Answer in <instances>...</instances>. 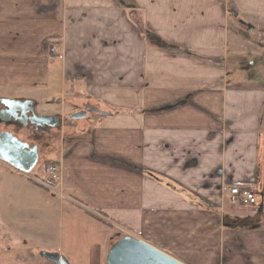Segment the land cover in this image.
I'll return each instance as SVG.
<instances>
[{
  "label": "crops",
  "instance_id": "obj_1",
  "mask_svg": "<svg viewBox=\"0 0 264 264\" xmlns=\"http://www.w3.org/2000/svg\"><path fill=\"white\" fill-rule=\"evenodd\" d=\"M258 61L264 0H0L2 114L97 108L50 161L56 192L3 194L0 264H108L121 230L185 264H264ZM47 94L60 111L39 109ZM234 184L258 204L231 205Z\"/></svg>",
  "mask_w": 264,
  "mask_h": 264
},
{
  "label": "water",
  "instance_id": "obj_2",
  "mask_svg": "<svg viewBox=\"0 0 264 264\" xmlns=\"http://www.w3.org/2000/svg\"><path fill=\"white\" fill-rule=\"evenodd\" d=\"M87 111H80L71 115L72 119H82ZM29 144L21 141L11 132L0 137V159L14 169L30 173L39 159L37 147L28 149ZM46 257L55 264H68L64 257L57 254H46ZM108 264H185L166 252L152 246L142 239L133 236H124L112 246Z\"/></svg>",
  "mask_w": 264,
  "mask_h": 264
},
{
  "label": "rangeland",
  "instance_id": "obj_3",
  "mask_svg": "<svg viewBox=\"0 0 264 264\" xmlns=\"http://www.w3.org/2000/svg\"><path fill=\"white\" fill-rule=\"evenodd\" d=\"M231 22H234V24H237L239 26H241L244 29H248L250 26V24H248L247 22L244 21L243 17H237V16H233L230 17ZM234 26V25H233ZM233 26H230L231 31L233 30ZM56 58V57H53ZM55 62V61H54ZM258 65H257V71L253 72V79H256L258 81H263L264 80V70L261 69L262 67V62L258 61ZM7 96H13L12 94H6ZM41 99H43V104L39 106V109H47V111H53V112H58L60 111V104H57L56 102H52V97L49 96L48 94L45 95L44 97H42ZM46 100V101H45ZM50 101V102H48ZM1 106V104H0ZM81 108H83L81 106ZM69 113H67L68 115ZM83 119V118H82ZM78 120L75 124L76 128L73 130L72 126H70L68 129H63L62 133H60V131H53L51 132L49 135H45V136H41V134L38 136V140H37V144L39 147V159L38 162L36 164V166L34 167V169L30 172V173H23L20 172L16 169H14L13 167H11L9 164L4 163V162H0V207L2 205V196L3 194L5 195V193L7 192V190H11L13 185L17 184V181L20 180L19 182L22 183L21 180H23V182H29L30 184H33L35 186H40L35 180H33V176H41V171L40 169L43 168L45 166V164L47 162H50L52 160L57 159V151L60 150L62 143H63V138H65L67 136V134L72 133L78 130H81L87 127V124L84 123L85 121ZM11 128V127H10ZM12 129V128H11ZM30 130V126L22 129L21 131H19V136L21 138L24 139H29V132ZM40 137V138H39ZM63 137V138H62ZM59 164V163H58ZM17 179V180H14ZM27 184V183H26ZM41 187V186H40ZM39 188V187H38ZM36 187H29L28 189H25V193L29 194V198L31 197H35L38 196V190L40 191V189H38ZM43 188V187H42ZM46 192L45 189H42ZM42 192V191H41ZM33 208L38 209L37 203L31 202L30 203ZM39 205V204H38ZM1 210V208H0ZM124 230H121V234L118 233L117 234V238L116 241L117 242L120 238L124 237V236H129L127 234V232H123ZM118 232V231H117ZM126 233V234H125Z\"/></svg>",
  "mask_w": 264,
  "mask_h": 264
},
{
  "label": "flooded vegetation",
  "instance_id": "obj_4",
  "mask_svg": "<svg viewBox=\"0 0 264 264\" xmlns=\"http://www.w3.org/2000/svg\"><path fill=\"white\" fill-rule=\"evenodd\" d=\"M1 104V102H0ZM86 111L97 109L92 104H86L83 107ZM27 109V108H26ZM8 110L3 104L0 106V137L7 132H11L14 136L18 137L21 141L29 144L28 149L38 147L37 140L38 136L49 135L53 131H60L61 129H68L70 126L76 127L75 124L81 119H72L71 115L77 112L70 113L65 117H57L56 119L51 118H36L32 109H22L20 112L12 113L10 116L8 113L2 114V111ZM84 111V110H80ZM78 111V112H80ZM30 126L29 139H24L19 136V131ZM12 129H11V128ZM40 138V137H39ZM37 139V140H36ZM1 162H4L0 159Z\"/></svg>",
  "mask_w": 264,
  "mask_h": 264
},
{
  "label": "built area",
  "instance_id": "obj_5",
  "mask_svg": "<svg viewBox=\"0 0 264 264\" xmlns=\"http://www.w3.org/2000/svg\"><path fill=\"white\" fill-rule=\"evenodd\" d=\"M51 53L58 57L63 58V54L59 52L57 43H53ZM41 176H33L41 187L49 191H55L62 183V168L58 163H49L40 169ZM225 196L231 205H241L245 207H252L258 204V193L250 186L230 185L227 187Z\"/></svg>",
  "mask_w": 264,
  "mask_h": 264
},
{
  "label": "trees",
  "instance_id": "obj_6",
  "mask_svg": "<svg viewBox=\"0 0 264 264\" xmlns=\"http://www.w3.org/2000/svg\"><path fill=\"white\" fill-rule=\"evenodd\" d=\"M52 42L50 40H45L43 43V51L46 55L50 56V57H54V55L51 53V46H52ZM49 163H53V162H47L45 165H48ZM56 163V162H54Z\"/></svg>",
  "mask_w": 264,
  "mask_h": 264
}]
</instances>
